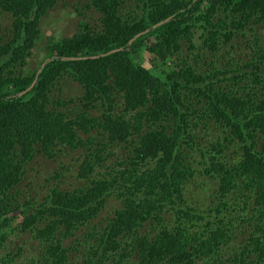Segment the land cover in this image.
Segmentation results:
<instances>
[{"label": "trees", "instance_id": "16d2710c", "mask_svg": "<svg viewBox=\"0 0 264 264\" xmlns=\"http://www.w3.org/2000/svg\"><path fill=\"white\" fill-rule=\"evenodd\" d=\"M61 5L96 11L100 26L48 37L32 86L40 68L23 65ZM0 10L12 18L0 36V264L15 262L7 242L26 232L42 246L37 264H222L237 243L229 264H264V0H0ZM65 80L81 95L54 98ZM79 149L80 188L55 181L41 199L18 189L37 156Z\"/></svg>", "mask_w": 264, "mask_h": 264}, {"label": "rangeland", "instance_id": "374dc122", "mask_svg": "<svg viewBox=\"0 0 264 264\" xmlns=\"http://www.w3.org/2000/svg\"><path fill=\"white\" fill-rule=\"evenodd\" d=\"M80 11L76 9L74 6L70 5H61L55 10H52L49 12V15L43 18L40 31L41 36L39 37V40L35 43V46L33 50L31 51V55L29 57V65L23 66L22 71L24 73L31 72L32 70L36 69L42 60L44 59L45 55L47 54V45H48V37L55 36L57 38H61L64 36H71L75 32L78 31L80 27V23L83 21L92 23L96 27L95 29H98L100 25H97L95 20H90V12L89 15H87L88 10H84L82 7H77ZM97 14V13H96ZM91 13V17L95 18L96 20L98 18V14ZM86 15V16H85ZM11 15H7V13H2L0 10V36H3L4 33H7V30L10 29L9 27L12 24V18ZM201 34V31L196 32L195 35V43L197 44L199 41V36ZM264 40V30L261 32ZM148 37L149 41L151 42V35L143 34V37ZM251 36V35H250ZM142 35L136 37L133 41L140 40ZM146 37V38H147ZM9 39V38H8ZM7 39V40H8ZM148 41V42H149ZM131 43V44H132ZM197 53H202L200 50L196 51ZM236 52H234V62L235 58L236 60H239L240 57H236ZM143 58L145 59V62L147 64H157L158 61H155L154 57L148 52L143 51L142 53ZM229 60L233 59L232 57H227ZM209 61L213 60L212 57H208ZM215 67L220 71L222 69L223 74H220L219 78L220 83L225 88L235 89L236 87H233V83L226 80L227 77H231L233 73H236V71H229L231 68L229 66L222 67L221 65L228 64V62L224 64H220V62H223V58H217L215 59ZM19 62V61H18ZM206 63V62H205ZM207 64V63H206ZM208 67V66H207ZM244 84V83H243ZM62 88H59L56 90V94L54 95V98H57L59 96L61 97H71V98H77L81 95L82 90L80 89V86L77 82L65 80L63 84L60 85ZM243 90V89H242ZM244 93V92H243ZM59 95V96H58ZM69 95V96H67ZM214 131H206L203 129V124L199 126L197 129V138L200 137L201 142L205 145L204 150L209 149L211 150L210 145H207L209 143V140L211 139ZM222 136V133H220ZM218 135L217 137H221ZM82 137H85L82 135ZM222 139V138H221ZM217 140V139H216ZM197 142V139H196ZM260 146L264 144L262 140L259 141ZM202 146L196 145V143L192 147H189L191 151V156L194 161L195 158L198 160H201L200 156V148ZM63 151H65L63 149ZM235 151V148L231 146L230 150H228L229 155L228 159L231 160L232 153ZM214 152V151H212ZM84 154L83 149H79L73 153L66 154V157H63L62 154L58 151V155L54 159H47L43 156H37L33 161H31L26 169L27 174H25L22 182L19 184L20 190L23 191V194L27 193L28 196H35L37 199L43 198L44 194L47 192L48 188L52 186V183L55 181H60L61 188L63 189H75L76 187L80 188L82 186V182H79V179L77 177L78 175V159L79 157ZM119 154V153H118ZM69 166V170L64 171V168L61 169V167ZM205 164L198 163L196 165V170L198 171L199 178H201V174L204 172ZM61 171L60 173V180H53L50 182H46L47 179L54 176L57 172ZM198 182H202L201 180H198ZM36 199V200H37ZM196 202H199V205H203L202 209L205 211L207 210V204L209 202H206V199L202 200H194ZM212 202H215L212 201ZM36 203H38L36 201ZM182 203H180V206ZM117 206V202H115L113 199L110 200L109 204L106 206V209L103 211L102 216L106 215L111 209ZM16 218L18 221L21 220V217L16 214ZM15 218V220H16ZM238 233H242L244 236L243 231H238ZM23 233L19 239H13L9 238L7 242L6 252L11 253V256L16 257V263L19 262L20 264H31V261H36L39 259L40 255V248L42 247L38 241L34 240L30 234ZM19 235V234H18ZM241 239V238H239ZM41 246V247H40ZM21 249V250H20ZM238 249V243L233 246V248L229 249L227 253L224 254V263L222 264H229L228 262V255L231 252H234ZM1 257V256H0ZM2 258V257H1ZM5 260V259H4ZM192 264H195V261L191 258ZM27 261V262H26ZM190 262V261H189Z\"/></svg>", "mask_w": 264, "mask_h": 264}, {"label": "clouds", "instance_id": "9594fccd", "mask_svg": "<svg viewBox=\"0 0 264 264\" xmlns=\"http://www.w3.org/2000/svg\"><path fill=\"white\" fill-rule=\"evenodd\" d=\"M78 11H80V10H78ZM91 13H95V14H96L97 12L95 11V12H91ZM97 14L99 15V13H97ZM97 14H96V15H97ZM47 15H49V13H48ZM47 15H46V16H47ZM46 16H45V17H46ZM98 17H99V16H98ZM42 20H43V19H42ZM42 20H41V23H42ZM90 20H95V22L97 23V21H96V17H95V18H92V17L90 16ZM41 23H40V27H41ZM90 24H92V23H90ZM92 25H93V24H92ZM97 25H98V23H97ZM93 27H96V26L93 25ZM79 29H80V27H79ZM79 29H78V30H79ZM75 33H76V32H75ZM121 49H122V48H121ZM112 51H113V50H112ZM117 51H118V49H117ZM117 51H116V52H117ZM108 53H109V52H108ZM103 55H105V54H103ZM29 57H30V56H28V57L26 58L25 63H24L23 66H27V65H29V63H30V61H29ZM76 59H78V58H76ZM40 64H41V63H40ZM43 65H44V64H43ZM43 65H42V67H43ZM42 67L40 68V65H39L36 69H34V70L31 71V72H33V71H35V70H37V69L40 68V69L38 70L37 76H36V78H35V80H34L32 86H33L34 84L37 83V81H38V75L41 73L40 70L42 69ZM28 73H29V72H28ZM32 86H31V87H32ZM31 87H30V88H31ZM30 88H29V89H30ZM29 89H26V90H24V91H21L20 93H18V94H19L18 96L20 97L21 95H24L26 92H28ZM18 215L21 217L20 214H18ZM0 220H4L3 217H2V215H1V212H0ZM21 222H22V218H21L20 221H18L17 218H16V220H14V222H13V226L16 227V226H18ZM7 231H10V229H7ZM22 234H23V233H21L20 236H21ZM25 234H30V235H31V233H29V232H26ZM25 234H24V235H25ZM20 236H19V237H20ZM19 237L10 236V238H12L11 240H13V239H19ZM39 259H40V257H39ZM39 259H38V260H39ZM38 260H37V262H38ZM26 262H27V261H26ZM10 263H11V262H10ZM11 264H20V263H19V262L16 263V261H15L14 263H11ZM31 264H37V263H36V261L33 260V261H31Z\"/></svg>", "mask_w": 264, "mask_h": 264}, {"label": "water", "instance_id": "95a60500", "mask_svg": "<svg viewBox=\"0 0 264 264\" xmlns=\"http://www.w3.org/2000/svg\"><path fill=\"white\" fill-rule=\"evenodd\" d=\"M166 21H168V19ZM116 51H117V49L116 50H113L111 52H116ZM78 59H82V58H78ZM84 59H86V58L84 57ZM71 60H76V58H71Z\"/></svg>", "mask_w": 264, "mask_h": 264}, {"label": "flooded vegetation", "instance_id": "af4514ba", "mask_svg": "<svg viewBox=\"0 0 264 264\" xmlns=\"http://www.w3.org/2000/svg\"><path fill=\"white\" fill-rule=\"evenodd\" d=\"M264 148V145H261L260 149H263Z\"/></svg>", "mask_w": 264, "mask_h": 264}, {"label": "bare ground", "instance_id": "6f19581e", "mask_svg": "<svg viewBox=\"0 0 264 264\" xmlns=\"http://www.w3.org/2000/svg\"><path fill=\"white\" fill-rule=\"evenodd\" d=\"M138 36H140V35H138ZM138 36H137V37H138ZM133 40H134V39H133ZM133 40H132V41H133ZM132 41H131V43H132ZM140 121H141V120H140Z\"/></svg>", "mask_w": 264, "mask_h": 264}]
</instances>
